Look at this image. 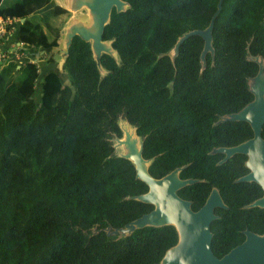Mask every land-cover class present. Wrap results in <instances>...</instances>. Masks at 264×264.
Segmentation results:
<instances>
[{
	"label": "trees",
	"instance_id": "16d2710c",
	"mask_svg": "<svg viewBox=\"0 0 264 264\" xmlns=\"http://www.w3.org/2000/svg\"><path fill=\"white\" fill-rule=\"evenodd\" d=\"M123 1L104 26L113 54L102 53L100 66L90 42L74 36L66 81L42 75L32 61L7 58L0 67V264H156L177 243L172 224L112 232L153 209L134 198L147 185L114 147L120 121L140 139L151 176L182 167L181 179H197L177 191L194 210L217 189L228 206L211 223L217 257L240 240L246 190L234 180L244 157L220 163L223 154L212 150L252 135L247 122L222 119L253 99L255 58L264 63V0H222L204 61L200 36L177 53L174 46L207 27L219 0ZM50 2L0 0V17L18 19L19 42L51 51L63 28L54 21L69 11L45 8Z\"/></svg>",
	"mask_w": 264,
	"mask_h": 264
},
{
	"label": "water",
	"instance_id": "95a60500",
	"mask_svg": "<svg viewBox=\"0 0 264 264\" xmlns=\"http://www.w3.org/2000/svg\"><path fill=\"white\" fill-rule=\"evenodd\" d=\"M73 8H86L91 19L90 24L80 21L73 22L67 29H63L64 57L57 62V68L63 70V63L68 47L74 36H79L84 41L90 42L96 64L100 66L102 53L113 54L110 43L102 40L105 24L109 20L111 10L121 11L125 8L123 0H74ZM222 0L217 3V9L213 13L208 25L204 29H194L184 33L175 43V52H178L180 44L189 36L198 35L203 41V49L200 54L202 61L207 52L213 53L211 45L212 28L216 15L221 9ZM23 21V19H21ZM258 71L249 81V90L253 99L239 111L229 114L222 121H244L252 130V137L237 145L218 147L212 152H220L224 157L222 163L235 153L247 156L245 161L249 173L237 178L239 182L254 181L263 190V196L255 200L251 205L264 207V139L261 131L264 124V63L260 58ZM123 132L121 138H116L114 147L121 146L125 149L121 156L131 160L135 168V176L147 185V191L136 195L134 198L153 205V209L142 214L136 219L127 222L124 227L116 228L112 232L124 235L135 228L146 225L172 224L178 233V241L166 250L160 263L156 264H264V235H255L246 231V239L241 244L232 248L222 257H217L211 250L212 233L210 223L216 217L214 207L224 206L217 191L213 188L204 204L193 211L190 201L178 196L177 191L185 185L195 183L197 179H181L178 176L182 167H176L160 178H154L148 172V160L142 156V144L138 137H134L120 126Z\"/></svg>",
	"mask_w": 264,
	"mask_h": 264
},
{
	"label": "flooded vegetation",
	"instance_id": "af4514ba",
	"mask_svg": "<svg viewBox=\"0 0 264 264\" xmlns=\"http://www.w3.org/2000/svg\"><path fill=\"white\" fill-rule=\"evenodd\" d=\"M252 137V135L249 137V138H251ZM249 138H247V139H249ZM263 138V137H262ZM247 139H245L244 141H246ZM264 139V138H263ZM243 142V141H242ZM241 143V142H240ZM227 147H229V146H227ZM215 149V148H214ZM218 153H220V152H218ZM223 154V153H222ZM235 154H240V155H243V157H244V160H243V173L239 176V177H241V176H244V175H246V174H248L249 173V169L246 167V165H245V161H246V159H247V156L246 155H244V154H241V153H235ZM235 154H233L231 157H233ZM223 157H224V154H223ZM223 157L220 159V160H222L223 159ZM230 157V158H231ZM230 158H228V159H230ZM227 159V160H228ZM240 159V158H239ZM226 160V161H227ZM225 162V161H224ZM151 163V159H148V166H149V164ZM238 177V178H239ZM235 182H239V181H237V179H235L234 180ZM255 186H257V188L255 187ZM242 187L246 190V193H245V195H244V199H243V201L244 202H247V203H245V204H243V205H241L240 207H238V210H239V212H240V215L242 216V220H241V223H240V226L236 229V233L238 234V236H239V241L237 242V243H235V245H233L226 253H228L232 248H234L235 246H237V245H239V244H241L242 242H244L245 241V239H246V237H247V235H246V231H249L250 233H253V234H255V235H264V207H261V206H253V205H251L255 200H257V199H259V198H261L262 196H263V190H262V188L256 183V182H254V181H245V184H243L242 185ZM213 188H211L210 189V191H209V193H208V195H207V197L209 196V194H210V192H211V190H212ZM219 193V192H218ZM220 195V194H219ZM179 196V195H178ZM180 197V196H179ZM207 197H206V199H207ZM220 197H221V195H220ZM182 198V197H181ZM182 199H185V198H182ZM205 199V200H206ZM221 199H222V201H223V198L221 197ZM185 200H187V199H185ZM248 200H250L249 202H248ZM187 201H190V200H187ZM205 202V201H204ZM204 204V203H203ZM202 204V205H203ZM223 204H224V206L222 207V206H219V207H214V209H213V213H214V215L216 216L212 221H211V223L213 222V221H216L217 219H219L220 218V216H221V212H222V210L221 209H227L228 208V206L224 203V201H223ZM201 205V206H202ZM200 206V207H201ZM190 207H191V201H190ZM199 207V208H200ZM199 208H197L196 210H194L192 207H191V209L193 210V211H197ZM211 223H210V231H211V233H212V238H211V240L213 239V231L211 230ZM210 246H211V244H210ZM212 250V249H211ZM213 252V251H212ZM226 253H224V254H226ZM214 254V253H213ZM223 254V255H224ZM215 255V254H214ZM222 255V256H223ZM221 256V257H222ZM220 258V257H219Z\"/></svg>",
	"mask_w": 264,
	"mask_h": 264
},
{
	"label": "crops",
	"instance_id": "0c3cea01",
	"mask_svg": "<svg viewBox=\"0 0 264 264\" xmlns=\"http://www.w3.org/2000/svg\"><path fill=\"white\" fill-rule=\"evenodd\" d=\"M73 1L74 0H51V2L45 8H48V7L53 6V5H60L61 7L67 9L69 12L78 11L80 8L75 10L73 8V5H74V2ZM71 24L72 23H70L69 25H71ZM69 25H67L66 27L62 28V30L63 29H67L69 27ZM62 30H61V36L59 38V46L57 48H60V46L62 45L61 44L62 41L64 42V35H63ZM20 43L21 42H19L18 41V38H17V30H16L15 27H13L12 29H10L8 31L7 35L3 39H1V48H3L4 50H12V49H14L17 46H21L25 50V52L27 53L28 58H33L34 60H36V62H38V60H39L38 59V56H37L38 50L33 49V47L30 46V45H27V44H24V43L20 44ZM55 49L56 48H53L51 51L53 53H55L54 52ZM62 52H63V50H62ZM58 61H56V63ZM1 66H2V64H0V67ZM41 68H42V71L40 73L42 75L43 74H46L48 72L54 71V72H57L58 73V75L60 76V78L63 81L66 78V75H65L64 71L63 70L60 71L57 68V66L55 67L52 64H48V65H46V67H44V65H41Z\"/></svg>",
	"mask_w": 264,
	"mask_h": 264
},
{
	"label": "rangeland",
	"instance_id": "374dc122",
	"mask_svg": "<svg viewBox=\"0 0 264 264\" xmlns=\"http://www.w3.org/2000/svg\"><path fill=\"white\" fill-rule=\"evenodd\" d=\"M36 16H37V14L33 15V19H36ZM77 21H80V22H82L84 24H90L91 19H90L89 15H88V11H87L86 8H80L78 11L68 12V14H66L65 16H61V17L57 18L54 21V23L57 24V25H60V26H62L64 28L67 25H69L70 23L77 22ZM61 44L62 45L60 46V48H56L55 49V51H54L55 53H53L50 50H47V51L38 50L37 56H38L39 60H38L37 64L40 67V72L42 71L41 65H44V67H46V65L52 64V65H54L56 67L57 66L56 65L57 64L56 61H58V60H60L61 58L64 57V55L62 53V50L64 49V42L62 41ZM50 56L53 57L54 60H55L52 63L51 62L49 63L47 61V58L50 57ZM66 80L67 79L65 78L64 81H66ZM123 123H126V122L120 121V126H122ZM127 126H128V124H127ZM128 127L133 132V136L136 137L134 129L131 128L130 126H128ZM139 142H140V139L138 138V144H139ZM115 143H116V141H115ZM116 148H117V150L119 152L123 153L125 151V149L123 147H121V146H118Z\"/></svg>",
	"mask_w": 264,
	"mask_h": 264
},
{
	"label": "built area",
	"instance_id": "2783aa9c",
	"mask_svg": "<svg viewBox=\"0 0 264 264\" xmlns=\"http://www.w3.org/2000/svg\"><path fill=\"white\" fill-rule=\"evenodd\" d=\"M18 22L17 18H2L0 17V64H2L7 58H12L21 64L24 61H32L37 63L33 58H28L27 53L21 46H17L12 50H4L1 48V39H3L8 31L7 26L10 25L12 29L15 26V23ZM22 44V43H20ZM38 65V64H37ZM39 66V65H38Z\"/></svg>",
	"mask_w": 264,
	"mask_h": 264
},
{
	"label": "bare ground",
	"instance_id": "6f19581e",
	"mask_svg": "<svg viewBox=\"0 0 264 264\" xmlns=\"http://www.w3.org/2000/svg\"><path fill=\"white\" fill-rule=\"evenodd\" d=\"M88 25V24H87ZM129 126V125H128ZM127 126L126 123L122 124V127L124 128L125 131H127L129 134H131L133 136V132L131 131V129Z\"/></svg>",
	"mask_w": 264,
	"mask_h": 264
}]
</instances>
